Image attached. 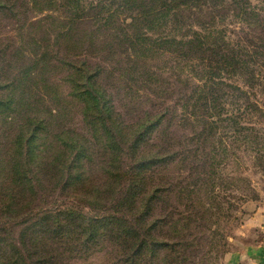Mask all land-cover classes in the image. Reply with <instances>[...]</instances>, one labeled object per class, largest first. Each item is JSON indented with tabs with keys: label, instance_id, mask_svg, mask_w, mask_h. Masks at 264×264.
<instances>
[{
	"label": "trees",
	"instance_id": "16d2710c",
	"mask_svg": "<svg viewBox=\"0 0 264 264\" xmlns=\"http://www.w3.org/2000/svg\"><path fill=\"white\" fill-rule=\"evenodd\" d=\"M79 7L98 21L120 18L131 48L172 61L177 76L167 90L177 100L127 123L97 81L102 70L75 68L72 95L89 137L66 130L37 144L47 128L32 115L17 125L6 177L0 158V182L11 184L0 190V264H90L91 255H100L98 264H213L226 245L220 226L234 217L230 192L240 182L239 190L252 191L238 169L248 161L264 175V0H81ZM9 84L0 81V91ZM192 86L190 106L180 95ZM14 105L0 95V113ZM95 163L99 182L89 174ZM178 163L186 169L167 176ZM38 177L56 179L67 203L30 209Z\"/></svg>",
	"mask_w": 264,
	"mask_h": 264
},
{
	"label": "rangeland",
	"instance_id": "374dc122",
	"mask_svg": "<svg viewBox=\"0 0 264 264\" xmlns=\"http://www.w3.org/2000/svg\"><path fill=\"white\" fill-rule=\"evenodd\" d=\"M80 3L81 0H0V81L11 85L9 91L2 90L0 95L3 98L10 95L15 100L13 113H0V158L6 163L2 177L9 171L7 163L17 125L28 116L36 115L46 123L47 130L33 141L37 144L42 141L49 144L55 141L56 134L66 130L89 137L83 123L82 104L72 95L70 79L77 67L87 64V69L102 70L97 81L127 123L148 114L154 117L163 108L173 107L177 100V93L167 90V83L177 76L169 70L175 64L171 61L168 66L159 58L144 54L140 47L131 48L122 37L120 18L117 22L98 21L92 10L81 12ZM233 29L239 37H244L239 26ZM189 76L185 77L191 85H199ZM192 87L182 90L180 95L182 101L190 98V106L197 95V89L194 91ZM262 92L259 98L264 97ZM244 162L238 173L246 177L247 190L250 186L252 191L245 194L239 190L240 182L237 190L230 192V201L236 206L230 211L234 217L224 219L220 226L226 245L216 254L213 264H264V175L253 163ZM93 167L89 174L99 182L101 168L98 163ZM182 169L186 168L179 163L171 164L166 175L178 176ZM38 179V198L30 209L36 211L67 203L68 192L55 186L56 179ZM10 186L8 180L0 182V190ZM243 195L248 196L242 200ZM85 261L98 264L101 258L91 255ZM74 264H84V260Z\"/></svg>",
	"mask_w": 264,
	"mask_h": 264
}]
</instances>
